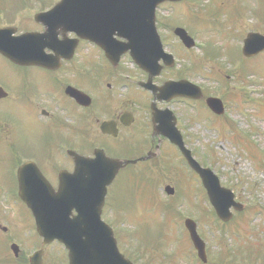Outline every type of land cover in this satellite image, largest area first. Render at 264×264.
Wrapping results in <instances>:
<instances>
[{"label": "rangeland", "instance_id": "374dc122", "mask_svg": "<svg viewBox=\"0 0 264 264\" xmlns=\"http://www.w3.org/2000/svg\"><path fill=\"white\" fill-rule=\"evenodd\" d=\"M7 1H11L8 4H14L12 0ZM238 1L242 4L241 10L237 9ZM187 2L191 4L169 3L158 10L160 23L167 21L170 25L186 24L187 29L195 35V40L204 44L187 49L171 36L167 37L169 48L179 58L180 75L189 76L193 82L202 85L208 94L222 99L226 88L230 90L233 87L229 94H237L241 103L243 85L252 91L254 97H251L253 101L249 104L252 109L237 110L232 114L231 100L227 99L229 109L226 108V117L237 121V130H231L229 120L215 117L205 105L196 104L193 107V103L188 105L186 102L176 107L180 114V128L197 160L202 166H210L218 172L221 184L231 188L245 208L241 213L232 209L233 219L224 224L210 205L198 175L189 169L178 153L173 152V170L170 168L167 171L166 166L158 161L157 165L152 166L153 170L149 168L137 173L135 171L138 168H135L127 174L123 172L118 183L111 188L110 202L104 217L112 223L122 250L141 264H202L185 228L184 222L188 217L198 223L199 232L207 243L210 263L264 264V256L258 257L256 249L252 255L253 247L244 251L238 246L240 243L255 242L261 248L264 244V55L255 60H246L242 56V45L238 37L243 31L246 35V31H250L253 25L261 28L264 26L257 13L264 15V0ZM239 17L243 23L239 22ZM230 21L235 24L238 21L237 26L228 24ZM234 29L239 33L231 35ZM208 38L211 39L207 42ZM85 51L86 48L83 49ZM199 65L202 69L195 70ZM243 69H247V76L257 75L262 85L259 79L253 83L247 79L243 82ZM18 71L13 64L0 57V81L13 84ZM219 75L228 78L230 87L226 85L225 88ZM232 102L238 106L237 99ZM241 104L244 105V101ZM254 109L263 120L254 115ZM249 112L254 113L253 116L248 115ZM0 118L9 122V140L15 147L14 151H8L7 139H1L0 134V222L8 227V232L0 230V264H30L29 257L33 251L42 247V238L35 234L34 223L31 224L29 214L18 204L17 195L14 197L11 190L2 188L13 187L12 169L17 159L14 156L22 151L40 157L45 152L41 145L52 138V131L48 125L39 122L34 112L20 109L7 101L0 102ZM253 127L255 129L252 131L248 130ZM256 130H260L257 138L259 145L255 140ZM163 145L164 149L169 147L168 143ZM169 148L173 151L172 147ZM64 165H67V161ZM129 176L143 178L129 181ZM149 184L151 187L158 185L159 198L153 188H146ZM168 184L175 187L173 196L165 192ZM118 193H121L123 200L120 206L115 207L114 196ZM162 198L168 205H175V208L167 206ZM19 214L24 220L22 224L17 220ZM13 242L20 246L17 257L10 247ZM140 249H144V254L139 253ZM44 264H68L65 248L58 244L47 246Z\"/></svg>", "mask_w": 264, "mask_h": 264}, {"label": "flooded vegetation", "instance_id": "af4514ba", "mask_svg": "<svg viewBox=\"0 0 264 264\" xmlns=\"http://www.w3.org/2000/svg\"><path fill=\"white\" fill-rule=\"evenodd\" d=\"M12 1L14 4L7 3L11 1L0 0V28L12 27L16 30L15 35L26 32L49 33V37L45 38V45H63V48L58 51L62 56L59 68L15 65L19 71L14 76L13 84H8L11 85L8 88L10 93L0 99V102L7 101L20 109H26L30 113L34 112L39 122L48 125L47 127L52 131V138L41 145L45 152L40 157L24 154L22 151L14 156L17 159L12 169L13 186L19 189L17 175L19 167L31 160L35 162L32 168L38 174L42 173L43 177L41 176V179L30 178L32 183L28 188L44 189L46 188L44 181L48 180L57 189L61 173L64 170L73 171L75 168V158L71 156L70 151H76L87 157H96V151L102 149L110 157L138 160L137 163L124 167L119 174L132 172L135 168H138L135 171L137 173L149 168L153 170L152 166L158 163L167 165L168 169L172 168L173 156L168 150L165 151L163 158L161 151L160 155H154L158 145L161 146L165 141L170 143L155 132L154 110L169 109L176 117V123L180 129L177 104L186 102L191 105L196 101L206 104L207 91L203 90L204 94L199 100L181 96L160 98V90L154 93L153 90L144 86V83L149 82L150 74L134 63L129 52L121 55L118 61H114L106 56L98 43L82 38L74 32L65 33L64 26L51 27L38 19L40 14L52 9L60 0ZM182 3L191 4L187 0H183L180 4ZM241 8L242 4L238 1L237 9L241 10ZM257 13L264 23V15L258 11ZM239 22L243 23L240 17ZM231 23L235 27L238 21L236 24L234 21L228 24ZM97 24L101 26V20ZM157 26L163 46L167 52L172 54V57L162 56L160 58L162 70L152 77L153 87L164 86L170 81L191 80L189 76L180 75L179 58L169 48L166 41L167 37L171 36L178 43H182L176 30L181 27L180 24L170 25L167 21H162V23L157 21ZM225 27L227 28V24ZM254 31L264 33V26L263 28L257 26ZM188 32L196 38L189 30ZM242 33L238 34L240 43L244 42V33L243 36ZM230 34L233 35V32ZM100 36L99 30L97 38L103 41ZM66 38L78 40L76 52L71 58L64 57V39ZM104 38L111 40L108 34ZM85 48L86 51L83 52ZM45 52L50 55V58H57L56 51L46 48ZM263 54L264 51L253 58H258ZM0 57L6 59L1 54ZM3 83L0 81V86L5 87ZM69 87L82 94L79 99L81 103L67 93ZM223 102L226 106L225 97ZM172 113H170L171 121H173ZM1 128V139L5 137L9 147L8 151H14L15 147L9 140L11 137L9 122L2 120ZM173 147L180 153L177 147ZM147 156H149L148 159L141 160ZM66 161L68 166L64 165ZM143 251L139 253L142 255Z\"/></svg>", "mask_w": 264, "mask_h": 264}, {"label": "water", "instance_id": "95a60500", "mask_svg": "<svg viewBox=\"0 0 264 264\" xmlns=\"http://www.w3.org/2000/svg\"><path fill=\"white\" fill-rule=\"evenodd\" d=\"M163 1L165 0H63L49 13H61L64 9V28L88 34L90 39L101 44L113 60L118 61L120 55L131 49L137 64L153 76L160 72L158 60L164 55L155 26V10ZM106 17L112 19L111 29L107 25L95 26L98 20H105ZM99 30L102 38L106 35L104 33H117L129 42L120 43L114 38L115 41L103 39V43L99 42L94 37H98ZM179 31L184 38V31ZM13 32L11 28L0 29V52L3 55L23 65L50 64L41 57L44 47L40 43V37L35 34L13 37ZM186 43L191 45V42ZM64 45L73 54L75 46L68 42ZM262 49L264 36L250 34L246 39L244 53L252 55ZM146 86L152 87L150 83ZM160 90L161 98L173 95L197 97L201 94L197 86L186 81L167 83ZM73 93L78 96L77 92ZM2 95L4 94L0 89V96ZM208 102L214 110L222 111L220 100L212 98ZM154 122H159L157 131L178 145L192 168L200 174L218 216L224 221L230 220L231 207L242 209V205L235 202L233 192L222 187L214 173L202 168L192 157L191 151L185 148L176 122L171 121L168 110L154 112ZM76 163L75 174L64 175V188L57 193L26 187L20 190L22 199L36 216L37 228L44 237V243L55 239L65 243L70 251V264H133L119 252L113 230L101 219L107 186L123 164L102 155L90 161L78 156ZM28 166L30 167L26 165L20 170L21 177L25 175ZM168 190L172 191L170 188ZM73 209H76L78 215L71 218ZM186 226L199 257L207 262L206 244L198 234L196 222L187 219ZM12 248L18 255L19 248L16 245ZM43 253L36 252L30 259L31 263L43 264Z\"/></svg>", "mask_w": 264, "mask_h": 264}]
</instances>
